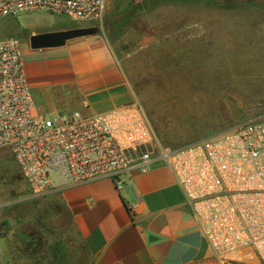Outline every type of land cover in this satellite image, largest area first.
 Returning a JSON list of instances; mask_svg holds the SVG:
<instances>
[{"label": "built area", "instance_id": "built-area-1", "mask_svg": "<svg viewBox=\"0 0 264 264\" xmlns=\"http://www.w3.org/2000/svg\"><path fill=\"white\" fill-rule=\"evenodd\" d=\"M106 2L0 0V21L41 11L93 23ZM0 149L11 151L34 198L53 193L58 179L122 186L131 173L168 168L214 264H264V120L169 148L137 98L99 115L47 117L28 84L21 41L11 37L0 40Z\"/></svg>", "mask_w": 264, "mask_h": 264}, {"label": "crops", "instance_id": "crops-1", "mask_svg": "<svg viewBox=\"0 0 264 264\" xmlns=\"http://www.w3.org/2000/svg\"><path fill=\"white\" fill-rule=\"evenodd\" d=\"M21 42L25 73L39 112L84 116L132 101L120 58L98 34L58 48ZM65 109V110H64ZM0 264H214L173 172L131 173L124 185L57 180L34 198L10 150L0 149Z\"/></svg>", "mask_w": 264, "mask_h": 264}, {"label": "rangeland", "instance_id": "rangeland-1", "mask_svg": "<svg viewBox=\"0 0 264 264\" xmlns=\"http://www.w3.org/2000/svg\"><path fill=\"white\" fill-rule=\"evenodd\" d=\"M80 27L111 42L166 147L264 120V0H107L93 23L34 11L0 21V40Z\"/></svg>", "mask_w": 264, "mask_h": 264}, {"label": "water", "instance_id": "water-1", "mask_svg": "<svg viewBox=\"0 0 264 264\" xmlns=\"http://www.w3.org/2000/svg\"><path fill=\"white\" fill-rule=\"evenodd\" d=\"M97 28L80 27L66 30L48 31L35 33L29 37L32 49L58 48L66 45L70 40L98 34Z\"/></svg>", "mask_w": 264, "mask_h": 264}]
</instances>
